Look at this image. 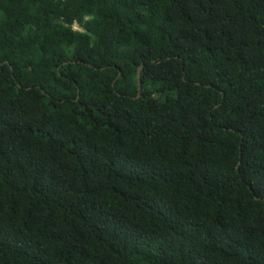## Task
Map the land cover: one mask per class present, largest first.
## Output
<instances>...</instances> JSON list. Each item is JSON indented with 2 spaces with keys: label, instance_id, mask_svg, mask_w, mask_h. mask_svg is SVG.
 <instances>
[{
  "label": "trees",
  "instance_id": "1",
  "mask_svg": "<svg viewBox=\"0 0 264 264\" xmlns=\"http://www.w3.org/2000/svg\"><path fill=\"white\" fill-rule=\"evenodd\" d=\"M0 264H264V0H0Z\"/></svg>",
  "mask_w": 264,
  "mask_h": 264
},
{
  "label": "water",
  "instance_id": "2",
  "mask_svg": "<svg viewBox=\"0 0 264 264\" xmlns=\"http://www.w3.org/2000/svg\"><path fill=\"white\" fill-rule=\"evenodd\" d=\"M142 69H143V64H141L139 67H138V72H137V74H138V89H139V91H138V95H140V90H141V85H142V82H141V71H142Z\"/></svg>",
  "mask_w": 264,
  "mask_h": 264
}]
</instances>
